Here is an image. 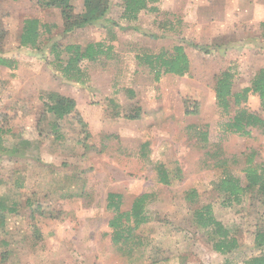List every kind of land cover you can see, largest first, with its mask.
Segmentation results:
<instances>
[{"label": "rangeland", "instance_id": "1", "mask_svg": "<svg viewBox=\"0 0 264 264\" xmlns=\"http://www.w3.org/2000/svg\"><path fill=\"white\" fill-rule=\"evenodd\" d=\"M72 4L76 14L82 11L81 0ZM222 5L159 0L153 4L157 11H142L128 21L122 0H110L108 13L96 25L55 34L54 44L63 47L98 41L112 48L108 57L80 64L83 82L78 83L54 66L48 45L39 55L19 47L23 19L39 13L37 0H1V54L16 58V66L0 73L5 147L0 201L7 208L0 264H247L260 254L254 235L264 229L262 208L249 196L229 206L214 188L228 174L244 182L242 169L250 153L255 152L254 164L264 163V136L255 129L248 136L226 131L234 107L229 113L220 110L214 87L220 72L231 69L238 91L264 67L259 29L264 0ZM43 18L62 22L59 11L43 13ZM189 42L207 45L210 52L194 50ZM180 44L190 62L188 73L162 75L156 82L139 58ZM61 57L67 60L65 53ZM49 93L73 99L82 124L70 115L53 129L54 118L44 106ZM246 107L264 118L256 96L248 95ZM187 110L196 114L185 115ZM137 112L138 119L127 118ZM158 166L166 170L170 185L159 182ZM191 189L198 203L185 201ZM111 192L121 195L122 212L136 197L148 196V222L132 231L130 243L112 242L108 221L113 213L106 209ZM207 204L237 239L230 254L214 250L212 228L196 225L194 211Z\"/></svg>", "mask_w": 264, "mask_h": 264}, {"label": "trees", "instance_id": "2", "mask_svg": "<svg viewBox=\"0 0 264 264\" xmlns=\"http://www.w3.org/2000/svg\"><path fill=\"white\" fill-rule=\"evenodd\" d=\"M159 0H122V16L128 21H135L140 12L145 10L157 11L153 4ZM37 5L41 9H57L63 26V34L69 33L74 29H81L88 26H94L101 21L109 11L110 0H82V11L78 14L74 12L72 0H37ZM56 27L55 24H41L38 19L26 18L23 21L21 33L19 34L20 48H29L39 50L40 37L42 33H49ZM260 36L264 39V22L260 23ZM5 37V30L0 22V54L2 53V41ZM187 46L194 50L202 51L205 54L210 52L207 45H198L189 42ZM63 50V51H60ZM51 51L54 53L55 65L62 76L69 81L83 82L80 64L83 61L95 62L99 57H108L112 48L105 46L101 42H90L86 45L68 44L66 46L53 44ZM65 53L67 60L62 61L61 54ZM139 61L148 67L153 74L154 80L159 81L162 75H176L182 77L186 75L190 68V62L185 53L184 45H175L172 49H163L155 55H145ZM15 62L11 58H5L1 54L0 65L6 68L14 67ZM235 73L231 69L224 70L216 77L214 87V98L217 107L229 113L232 106L234 113L232 119L227 123L226 131L240 136H248L251 129H255L264 136V118L258 111L246 107L248 95H254L258 98L260 111H264V67L260 68L250 80L248 86L234 91ZM46 113L54 118L53 129H59L60 120L73 115L72 119L78 125L82 124L75 107V101L69 97L49 93L47 102L44 104ZM196 111H185V115H194ZM131 120L139 118L138 112L127 117ZM38 130V129H37ZM40 135V132L38 131ZM0 152H5V147L0 139ZM255 152L246 156L245 167L242 169L244 182L239 178L229 174L220 178L215 184V192L223 197V202L227 205L240 204L244 197L249 196L255 199L262 208L264 216V163L254 164ZM158 180L163 185H170V179L166 170L162 166L157 169ZM146 194L136 197L128 211H120L119 202L121 195L109 193L106 197V209L113 213V217L108 221V226L113 230L114 244H127L132 242L131 233L141 225L148 222L145 210ZM185 201L190 204L198 203V193L196 189H191L185 193ZM7 208L0 201V228L4 226V213ZM12 212V209H9ZM194 220L201 229L212 228L217 235V240L213 242V248L216 252L225 255L230 254L238 247L236 237L231 235L217 221L212 214L209 204L203 205L194 211ZM131 225V226H129ZM254 247L260 252L259 255L251 257L247 264H264V229L258 230L254 235Z\"/></svg>", "mask_w": 264, "mask_h": 264}, {"label": "crops", "instance_id": "3", "mask_svg": "<svg viewBox=\"0 0 264 264\" xmlns=\"http://www.w3.org/2000/svg\"><path fill=\"white\" fill-rule=\"evenodd\" d=\"M13 1H15V0H3V2H13ZM17 1V0H16ZM229 1H231V2H233L234 3V0H215V2H221V3H223V5H224V2H229ZM238 1H244V0H238ZM81 2H82V0H81ZM223 5H222V7H223ZM50 11H53V12H58V10L57 9H47V10H43V9H38V14L36 13V14H34V15H32V16H29L28 18H35V19H38L39 21H40V23L41 24H46V25H51V24H55L56 25V27H54L53 29H51L50 30V32L49 33H42L41 34V37H40V45H39V50H35V49H30V52L32 51V53H34L35 52V55H39V53L42 51V47H45L46 45H48V49L50 50L51 48H52V46H53V44H54V42L55 41H53V40H55V34L56 33H58V35L59 34H62L63 33V26H62V22L60 23V24H57V23H48L47 21H45L44 20V18H43V13H46V12H50ZM0 13H1V0H0ZM108 13V12H107ZM60 15V14H59ZM223 18H225V15H223ZM26 18H24L23 19V21L25 20ZM104 19V18H103ZM198 23H200L199 21H197ZM22 26H23V24H22ZM22 26H21V28H20V33H21V30H22ZM259 26H260V24H259ZM82 29V28H81ZM83 29H85V28H83ZM259 29H260V27H259ZM53 31H55L53 34H52V32ZM260 32H261V30H260ZM19 33V34H20ZM51 42V44H47V42ZM98 42V41H97ZM44 43H46L45 45H44ZM93 43H96L95 41H93ZM20 47V46H19ZM21 49V48H20ZM22 49H26V50H29V48H22ZM52 52V51H51ZM4 57V56H3ZM0 58H1V54H0ZM5 58H8V57H5ZM9 58H11L14 62H15V64H14V67L16 66V58L15 59H13L14 57H9ZM99 59V58H98ZM87 62V61H86ZM1 68H4L3 66H1L0 65V73H1ZM111 193H113V192H111ZM115 194H118V193H115Z\"/></svg>", "mask_w": 264, "mask_h": 264}]
</instances>
